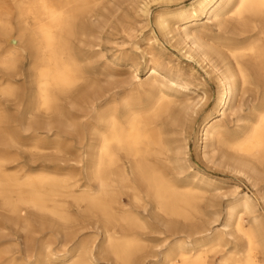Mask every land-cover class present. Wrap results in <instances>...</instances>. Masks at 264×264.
<instances>
[{
  "label": "bare ground",
  "instance_id": "bare-ground-1",
  "mask_svg": "<svg viewBox=\"0 0 264 264\" xmlns=\"http://www.w3.org/2000/svg\"><path fill=\"white\" fill-rule=\"evenodd\" d=\"M106 1L0 0V93L8 99L21 95L14 75L28 59L29 91L18 105L30 117L23 132L35 136L27 145L22 131L0 126V145L7 147L0 154V222L26 232L25 239L13 235L6 244L0 229V252L12 254L7 264H101L106 258L110 264H144L149 230L198 227L200 203L214 179L201 181L199 171L173 174L174 154L189 158L191 146L187 137H171L170 123L181 122L183 131L199 101L186 103L191 85L147 50L141 54L145 81L136 66V85L121 94L90 88L93 62L84 46L93 47L107 24ZM169 1L138 0L137 13L150 20L151 2ZM154 22L166 37L178 39L188 57L201 65L207 60L210 76L216 73L218 95L213 112L203 116L196 150L202 147L208 157L210 146H225L237 172L264 176V0H193L156 11ZM210 28L222 31L212 38ZM122 32L135 36L129 25ZM211 51L221 58V69ZM254 83L263 86L260 103L232 129L224 119L229 99ZM5 111L0 108V122ZM39 129L51 140L38 143ZM18 146L49 151L45 157L56 160V168L10 169L7 163L19 159L11 150ZM252 209L248 194L236 195L223 230L197 228L194 238L169 242L153 264H263L258 218L245 220ZM48 229L63 251L35 236ZM90 229L96 232L87 235Z\"/></svg>",
  "mask_w": 264,
  "mask_h": 264
},
{
  "label": "rangeland",
  "instance_id": "rangeland-1",
  "mask_svg": "<svg viewBox=\"0 0 264 264\" xmlns=\"http://www.w3.org/2000/svg\"><path fill=\"white\" fill-rule=\"evenodd\" d=\"M138 0H107L102 7V14L106 17L107 24L101 30L100 37L94 40V46H84L88 51L93 62V68L89 73L90 88H112L115 92L121 94L130 86H135L138 79L133 75L134 67L138 66L142 72L141 78L145 81V63L142 57V51L147 50L156 54L167 71L179 73L189 85L191 90H188L186 103H197L196 112L188 111V121L185 129L182 131L181 122L170 123L171 137L176 140H181L187 137L190 141L191 152L187 158L183 154H174L176 162L172 164L173 174L183 178L185 175H192L195 171H199L198 177L201 181H208V178H213V182L206 185V192L203 200L200 203L201 215L197 228L210 227L213 229L223 230L224 224L227 222V208L236 195L248 194L252 199L253 209L245 215V220L251 222L254 217L258 218L259 230L261 231L262 246L258 255L259 260L264 264V176H254L253 173L248 176L237 172L229 161L228 149L225 146L213 145L210 146L209 156L205 157L202 153V147L199 151L196 150L197 137L200 136L199 130L202 124V119L205 113L213 112L215 100L218 95L219 86L215 81V74L209 75L207 69L208 61L202 62V65L193 58L188 57L182 49V45L178 39H170L158 30L154 22V14L162 9H176L182 3H190L193 0H172L169 2H151V18L147 20L140 17L137 13ZM203 22L211 24L208 18H203ZM178 24V23H177ZM122 25H129L134 28L135 36L133 38L125 35L122 32ZM213 31L212 38L218 37L220 28H210ZM210 32H205L203 35L204 43H208ZM153 37H157L155 42ZM82 46V47H83ZM212 63L217 68H222L221 58L215 51L210 52ZM29 60L24 59L20 62L17 68V73L14 75L17 83L20 86L21 95L17 98L8 99L0 93V108L6 109L3 113V119L0 126L9 129L22 131L27 135V139L23 143L30 145L35 136L30 132H23V125L29 124L30 117L27 114L23 115L22 106L18 102H24L29 91ZM5 79L4 72L0 70V84ZM263 86L260 83H254L247 87L244 92L234 90L232 97L229 99V108L225 116V121L232 129H237L238 118L248 119L255 108L260 103L261 92ZM20 100V101H19ZM27 102V101H26ZM179 118L182 120V116ZM40 134L37 135L36 141L40 144L48 142L49 135H52L46 129H39ZM7 147L0 145V154H6ZM12 153L19 157L16 163H7L10 169L19 170L23 165L26 169L38 167H53L56 168V160L47 158V153L33 152L27 146H18L13 148ZM51 160V161H50ZM54 170V169H53ZM204 174V175H203ZM1 207V203H0ZM1 211V209H0ZM3 220V219H2ZM157 222V221H154ZM6 236V244H10L13 235L26 238V232L20 230L10 222L3 220L0 222V229ZM197 228L188 225L182 227H163L158 225L147 233L150 239L148 246L142 251L141 261L144 264H153L162 258V251L165 250L167 244L177 238L195 237ZM39 229V228H38ZM50 230L39 231L35 234L37 238L45 241L54 242L53 248L58 251H63L64 248L59 242H55V237L50 234ZM96 232V229L87 230V235ZM233 242L234 239L229 237ZM222 254H218L217 258ZM11 253L0 252V264L9 262ZM20 258V256H18ZM107 259V258H106ZM104 259L101 264H110Z\"/></svg>",
  "mask_w": 264,
  "mask_h": 264
}]
</instances>
